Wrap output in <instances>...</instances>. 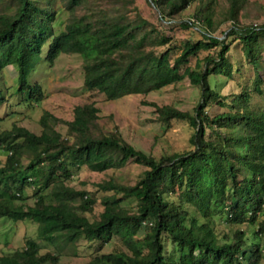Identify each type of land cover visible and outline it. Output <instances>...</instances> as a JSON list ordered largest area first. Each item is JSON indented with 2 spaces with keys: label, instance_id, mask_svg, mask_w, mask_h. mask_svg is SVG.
Masks as SVG:
<instances>
[{
  "label": "trees",
  "instance_id": "trees-1",
  "mask_svg": "<svg viewBox=\"0 0 264 264\" xmlns=\"http://www.w3.org/2000/svg\"><path fill=\"white\" fill-rule=\"evenodd\" d=\"M94 1L66 0L72 15L59 33L52 1L42 6L40 0H17L14 13L0 14V104L3 70L9 65L18 66L22 100L42 103L44 88L31 83L29 76L48 44L45 59L51 65L61 53L80 54L85 88L104 93L107 100L148 94L188 77L202 90L193 112L147 104L156 107L165 123L187 121L195 130L193 149L158 159L135 148L118 129L96 135L100 109L93 102L75 106L72 120L45 110L41 134L17 124L0 132V150L8 152L0 166V218L39 224L37 236L28 238L23 248L0 255V264H60L64 246L81 239L98 243L85 264H261L264 221L256 231L260 241L250 245L243 229L221 241L211 226L214 208L226 213L233 225L257 224L264 213V110L251 105L253 93L264 95V23L250 17L251 0H226L222 20L216 18V0H151L160 13L159 23L145 18L137 7L129 9L126 2L135 0L98 7ZM195 3L193 17L181 18ZM79 8L85 12L76 15ZM226 22L227 28L221 29ZM176 27L190 34L179 40L168 31ZM235 42L241 43L256 75L253 87L247 85L231 97L217 91L210 77L233 79L230 53ZM203 52L208 53L200 58ZM213 104L228 110L211 115L208 108ZM58 124L67 126L66 136ZM25 154L31 158L22 167ZM130 159L146 170L135 184L114 178L99 183L110 193L102 198L100 218L90 220L85 213L93 211L96 199L67 182L75 170H116ZM32 186L35 204L17 205ZM129 199L136 201L134 211L121 206ZM115 239L120 246L101 253ZM40 240L57 251L42 253Z\"/></svg>",
  "mask_w": 264,
  "mask_h": 264
},
{
  "label": "rangeland",
  "instance_id": "rangeland-1",
  "mask_svg": "<svg viewBox=\"0 0 264 264\" xmlns=\"http://www.w3.org/2000/svg\"><path fill=\"white\" fill-rule=\"evenodd\" d=\"M40 1L42 6H46L52 1L54 8L58 11L54 26L56 33H59L65 28L72 15L65 8L66 0ZM116 1L95 0L94 5L101 6ZM251 2L250 17L257 23H264V0H251ZM16 4L17 0H0V14L14 13ZM126 5L129 9L137 7L145 18L159 23L158 16L160 13L152 5L151 0H135L133 3L126 2ZM226 6V0H216L217 20L225 18ZM195 8L196 3L189 7L181 15V18L191 19ZM84 12V9L79 8L76 15H81ZM242 21L244 24L248 23L246 18H243ZM228 25V22L224 23L221 29H226ZM168 31L175 34L179 40L190 34L180 30L179 27L172 30L168 29ZM193 36L196 37L194 34ZM47 48L48 44L45 45L39 62L29 76L31 83L38 82L44 88L45 99L41 104L36 105L22 100L18 91L19 69L17 65H9L3 70L1 86L4 100L0 104V132L11 129L17 124L36 134H41L43 128L40 124V118L45 110L64 120H72L75 106L93 102L100 109L99 119L93 127L96 135L118 129L124 139L135 148L152 154L158 159L163 155L175 152L183 153L193 149L190 138L195 130L187 121L172 119L170 123H165L159 119L156 107L147 104L154 102L159 106L171 105L183 111L193 112L201 100L202 90L200 86L193 85L188 77L181 82L168 85L161 90L152 91L148 94H131L114 100H107L104 93L97 90L89 91L85 88L84 59L80 54L61 53L55 63L51 65L45 59ZM207 53L203 52L200 58L205 57ZM230 58L235 69L233 79L213 75L210 77V81L217 91L232 97L233 94L241 92L242 88L247 85L253 87L256 73L253 65L244 56L240 42L234 43ZM260 58L264 60V54ZM196 62L195 58L192 59L191 66L195 67ZM260 71L264 78V67H261ZM251 105L254 109L264 110V95L253 93ZM208 110L209 114L216 115L228 110V108H221L217 104H213ZM56 128L63 135H67L68 128L65 124H58ZM7 156V151L0 150V166L5 165ZM30 158V154L23 156L22 167L29 163ZM145 170L144 166L130 159L127 165L121 169L94 172L84 167L81 170H75L73 178L67 183L77 189H86L96 199L93 211L85 213L90 220L94 221L100 218V214L104 210L102 198L110 193L102 191L98 184L110 178L124 184H135ZM33 194L34 187H27L23 193L24 198L16 200L17 205H34L36 198ZM121 206L128 211H134L136 201L134 199L125 200ZM189 209L195 215L200 216L194 207L189 206ZM212 215L211 226L215 229L221 241H228L226 236L234 235L237 229H243L246 232L247 245L260 241L256 231L259 229V224L264 221V213L260 214L258 223L254 225L250 223L233 225L229 222L228 215L219 208H214ZM37 229H39V224L30 220L15 222L8 218H0V255L9 254L16 249L23 248L28 238L37 236ZM40 243L43 247L42 253L57 251L54 245L41 240ZM117 246H120L119 239H115L112 243L104 246L101 253L111 252ZM64 247L60 264H85L96 254L98 243H90L85 239H81L76 244H67ZM261 264H264V258Z\"/></svg>",
  "mask_w": 264,
  "mask_h": 264
},
{
  "label": "water",
  "instance_id": "water-1",
  "mask_svg": "<svg viewBox=\"0 0 264 264\" xmlns=\"http://www.w3.org/2000/svg\"><path fill=\"white\" fill-rule=\"evenodd\" d=\"M222 38V37H221Z\"/></svg>",
  "mask_w": 264,
  "mask_h": 264
}]
</instances>
